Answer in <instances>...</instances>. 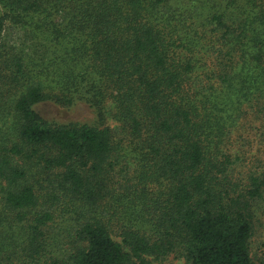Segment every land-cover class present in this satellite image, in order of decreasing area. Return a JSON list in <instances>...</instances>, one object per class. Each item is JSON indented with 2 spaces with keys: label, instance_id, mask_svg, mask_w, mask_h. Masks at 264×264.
<instances>
[{
  "label": "trees",
  "instance_id": "1",
  "mask_svg": "<svg viewBox=\"0 0 264 264\" xmlns=\"http://www.w3.org/2000/svg\"><path fill=\"white\" fill-rule=\"evenodd\" d=\"M257 1L0 0V264H255L264 122L246 138L238 118L263 111Z\"/></svg>",
  "mask_w": 264,
  "mask_h": 264
},
{
  "label": "rangeland",
  "instance_id": "2",
  "mask_svg": "<svg viewBox=\"0 0 264 264\" xmlns=\"http://www.w3.org/2000/svg\"><path fill=\"white\" fill-rule=\"evenodd\" d=\"M257 3L260 12L259 15L262 14L264 16V0H259ZM6 32L11 35L10 37L14 42L26 37L22 30L13 27L9 22H7ZM261 104H263L262 112L255 113V107H251L248 108L249 114L247 117L238 118L240 123L238 126H243L241 132L246 138H250L251 136L254 137L262 124L261 122H264V103ZM34 109L43 119L48 121H55L58 123L75 122L80 124H90L94 121L92 109L83 102H77L71 106H63L45 101L34 105ZM250 248L254 263L264 264V224H257L255 234L251 239ZM152 264H185V261L182 258H177L174 254H170L164 258L153 261Z\"/></svg>",
  "mask_w": 264,
  "mask_h": 264
}]
</instances>
